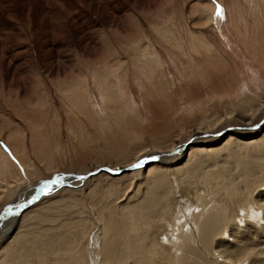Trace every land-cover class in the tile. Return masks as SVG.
I'll use <instances>...</instances> for the list:
<instances>
[{"label":"rangeland","instance_id":"rangeland-1","mask_svg":"<svg viewBox=\"0 0 264 264\" xmlns=\"http://www.w3.org/2000/svg\"><path fill=\"white\" fill-rule=\"evenodd\" d=\"M210 1L215 3L214 16L218 17L219 6L221 23H225V26L227 23V28L230 27L232 13L242 11L245 18L251 8H259L258 4L251 3L253 0H162L158 7L148 11L136 7L135 12L131 13L132 21L123 26H130L133 37L156 46L155 50L160 52L158 54L164 65L163 72L158 69L151 79L146 76L148 71L142 70L138 75L132 64V57H126L130 48L125 46L128 49L126 51L119 47L118 56L122 60L114 61V69L117 73L116 80L120 79L123 96L118 97L121 93L119 88L118 94L113 91V99L108 101L105 97L106 100L102 101L101 97L105 94H100L99 97L92 87L90 93L83 95L88 114L85 118L80 116L79 119L66 120L67 115H70V107L67 108L69 101L62 98L64 77L57 80L43 75V82L35 81L25 93H20L15 88L6 89V85L0 89V129H8V138L14 145H19V153L20 150L25 151L27 160L20 164L5 138L0 140V150L7 153V159L15 167L0 171V213L7 207L16 209L27 199L38 196L46 183L60 175L83 177L96 171V168L121 170L133 164L139 154L143 157L153 151H164L171 143L181 145L196 129H205L207 122L213 118L224 121V117H229L228 113L232 110H235L232 118L236 120L235 123L228 121V126L243 125L251 117H242L238 113L240 109L236 108L243 104H252L255 110L254 122L264 118V38L259 39L258 36L261 22L250 20L246 27V38L252 39L250 45L255 38L259 40L258 47L251 46V50L261 55L246 56V72V63L238 61L235 56L231 58L229 49L218 41L225 37L220 34L223 28L219 30L214 23L203 28L204 20L194 12V4H212ZM161 19L164 23H161ZM236 21L241 29L244 21L238 18V14ZM35 25L37 26L32 28V32L40 36L38 24ZM110 34L104 36L105 44L100 49H109L113 53L115 50L112 41L120 35L119 32L112 36ZM233 38L243 48L234 33ZM167 39L184 45L189 55L185 57L179 49L165 43L169 41ZM239 39L243 41L242 38ZM125 43L127 42L120 44L123 46ZM192 47L194 51L190 50ZM33 48L37 51L35 45ZM73 53L72 56L78 54ZM78 56L82 58L81 55ZM123 58H130L127 60L130 65ZM82 61L84 69L89 68L86 66L89 61L85 58ZM136 68L139 71L137 65ZM121 69L126 71L123 73ZM246 74H250L249 77ZM243 84L247 86V91L242 88ZM46 87L48 91H45ZM90 96L92 99L88 101ZM36 99L38 103L35 102ZM92 107L95 109H91ZM259 124L230 128L229 131L240 133L237 139L254 142L253 149L257 152L256 166L263 168L264 129L259 130L258 127L261 128L264 121L262 125ZM36 131L42 132L41 135L36 134ZM33 132L35 135L32 137L30 133ZM230 134L232 133L220 132L216 137H204L202 141L207 139L206 145H194L195 149L211 151H197L189 159L188 156L182 157L175 164L171 161L172 166L168 162L165 168L159 166L162 168L164 181L159 183L161 185L157 182L151 184L133 181L127 176L132 172H122L121 176L125 175L123 177L102 172L100 177H94L90 181V178L80 181L68 176L64 180H73L71 185L63 183L57 186L61 184L59 182L39 198L35 205L33 203L15 215L14 222L12 216L3 220L5 229L0 235V264H109L107 258H104L105 263L104 259L103 262L99 260L102 258L101 249L104 243L108 256H111L109 250H116L113 254L116 264H175L178 257L173 246L165 243L167 240L164 238H156L159 235L158 227L165 228L164 235H168V239H174L173 230L179 232L177 227L187 224L185 220H189L185 216L187 213H182L184 205L197 204L198 197L203 204H216L220 210H229L232 217H226L228 221L231 220V224L226 238L214 236L211 246L206 250L200 249L202 247L199 244L195 245L198 248H189L188 252L192 251L196 255L188 256L186 253L181 264H223L226 260L231 264L232 261L243 260L246 256V264H264V230L259 231L256 236L250 232L254 229L252 225V229L247 226L245 231L232 226L233 215L245 204L247 206L256 202L264 207V179H259L251 187L241 181L246 174L241 171V165L248 166L254 158H251L250 149L241 154L234 146L223 149L225 136ZM225 150L228 151V157L224 156ZM184 152L173 157L184 155ZM230 154H234L235 158ZM249 158L251 159L248 161ZM168 168L171 169L169 174ZM256 177L258 176L253 175L251 179ZM168 184L173 187V193ZM82 188L84 189L81 193ZM152 193L157 194L155 199ZM166 195L167 201L164 200ZM146 197H152L151 200L157 204L154 214H149L148 218L136 214L129 216L131 210L146 207ZM177 197H180L178 201ZM249 197L255 202L248 200ZM179 202L180 214L175 212L177 208H173ZM163 205H169V208ZM39 214H45L44 220L42 216L41 219L36 218ZM109 219L115 225L109 227L110 233L102 241L101 227L104 220ZM93 236L97 247L89 241ZM163 244L169 245V252L164 250ZM62 245L70 254H62ZM10 249L13 254L5 256Z\"/></svg>","mask_w":264,"mask_h":264},{"label":"bare ground","instance_id":"bare-ground-1","mask_svg":"<svg viewBox=\"0 0 264 264\" xmlns=\"http://www.w3.org/2000/svg\"><path fill=\"white\" fill-rule=\"evenodd\" d=\"M161 2L162 0H107V1L105 0H0V89L2 90L4 86L6 85L7 86L6 89L15 88L18 92L25 93L30 90L32 85H34L35 81H37V83L38 82L42 83L43 75L49 76L50 79H57V80L60 77H64V82L62 83V86L64 88V93L66 94L63 93L62 98L64 100L69 101V106H67V108L70 107V110H69L70 115H67L66 120L72 119V118L79 119L81 118L80 116L85 118V115H88V114H86L87 104H85L83 101V95L86 94L87 92L90 93L92 87L96 90L99 97H100V94H105L103 98L101 97L102 101L103 100L105 101L106 98L108 99V101L113 99V96H114L113 91H115L116 94L119 93L118 89L121 86L120 79L116 80L117 73H116V70L114 69L116 65L114 64V61L115 60L119 61L120 59L122 60V58L118 56V54H120L119 47L120 48L122 47L126 51L128 49L125 48V46L130 48L129 52L127 51L126 57H129V56L132 57L131 61H132V64L134 65V69L136 70L134 71L138 75H139V72L142 70L148 71L149 74L147 75L146 73V76L148 79H151L154 73L158 69H160V72H163L164 65L162 63L161 56L158 54L160 52L158 51V49L155 50L156 46L153 47L154 45L150 43L149 41L146 43H143V40L140 41L139 38H135L136 36L133 37L132 36L133 32L130 29V26H127V27L123 26V24L130 23L132 21L131 13L135 12L134 9L136 7L138 9H141L139 7H142L145 9V11H148L152 8L158 7ZM199 3L200 2L194 4L193 10L194 12L199 14V16L204 20L203 28L210 26L212 23L217 24L219 30L220 28H223L220 31V34H224L225 37L223 38V40H220L217 37V40L219 39L218 41L220 42V44H222L225 48L229 49L228 53L230 56H232L231 58L235 56L238 59V61L242 60L244 63H246L245 61V59L247 58L246 56L261 57L260 54L258 55L257 52L251 50V46L258 47L257 45H258L259 40L256 38L255 39L253 38L254 43L253 44L251 43L250 45V42L252 39L250 40L247 39L246 38L247 34L245 32H246V27L249 26L248 21L252 20L255 22H261L260 27L258 28V34H259L258 36H259V39H261V37L264 38V0H253V2L251 3L253 5L255 3L258 4L259 8L258 6L251 8L247 16H245V18H244L242 11L241 12L238 11V13H232L229 28H227V23H226V26H225V23H223L224 25L221 23L222 22L221 20L222 18H220L221 15L218 16L220 20L217 16H214V10H215L214 4L215 3L213 1H210V3L212 4L205 3L202 5H198ZM37 5H38V10H36ZM237 14H238V18H242L244 21L243 27L241 29L239 27V24L236 21ZM161 23H164L162 19H161ZM35 24H38V30H39L38 32L40 36L37 35L38 33L36 34L32 32V28L37 26ZM158 25L162 26V24H158ZM120 26H123V28H120ZM31 32L33 33L34 36H32ZM118 32H119L120 37L112 41V46L115 51L113 53L110 52L109 49L107 51H102V49H100V46L105 44L104 36L108 33H111L110 35L112 36ZM233 33L234 35H236L238 40L242 43L243 48L237 45L238 41L236 42V40H234ZM221 36L222 35H220V37ZM239 38H242L243 41H241ZM123 42H127V43L121 46L120 43H123ZM165 43H168L172 47L179 49V52L183 56L186 57L189 55L188 53L189 51L187 52L185 50L184 45H182L181 43L171 41V39ZM34 45L37 51H34V48H33ZM190 50L194 51L193 47ZM71 51H74L75 53H78V54L76 55L75 53ZM71 53L75 54V56H72ZM78 55H81L82 58H85L87 61H89V65H86V66H89V68L84 69L83 67L84 61H82V58H80ZM123 59H126V62H127V60L130 58H123ZM127 65H130V63L127 62ZM136 65L138 66L139 71H137ZM244 67L247 68V63L244 65ZM245 70L247 72L248 68ZM123 71L125 72L126 70L121 69V72ZM248 75L246 74V76ZM58 83L61 84L60 82ZM246 87L247 86L245 84L242 85L243 89H245ZM120 89H121V93L118 97L123 96L122 88ZM247 89L248 88H246L245 91H247ZM45 91H48L47 87ZM91 99L92 98L90 96L88 101H90ZM35 102L38 103L37 99L35 100ZM95 107H92L91 109H95ZM236 109H240L238 113L242 117L251 116L247 123L245 124L242 123L243 125L233 124V125L228 126L230 124L228 121L235 123L234 120L236 119L232 118V115L234 114L235 110H232L231 112H229L228 113L229 117L227 118L224 117L225 119L224 121H221V118L218 120L217 118L216 119L213 118L211 121L207 122L205 129H196L194 133L191 135V137H189L181 145L178 143H175V144L171 143L167 147V149L164 151H160V152L153 151L147 154V156H143V157H140L141 154H139L136 157L137 159L135 158L136 162H138L139 159L141 160V158L142 159L143 158L153 159L155 157L157 159L153 162L154 164L153 163L147 164V165L144 164L142 165L141 168L126 172V173L132 172L130 174H127V176H129V179L133 181H143V182L145 181L146 183H151V184L156 183V182L158 184L162 183L164 182L162 175H161L162 168H159V166H163L165 168L167 167L166 166L167 162L171 163L172 161V163L175 164L179 160H181L182 157L186 158L188 156V159H189L190 157L194 156L195 153H197V151H211L209 149L208 150L195 149L194 145H200V144L206 145L207 139L202 141V138L203 139L204 137L210 138L211 136L216 137V136H219L221 131H224L225 133H232V134L225 136V139H224L225 141L223 140L224 144H222L223 149L229 148V147L232 148V146H234L235 147L234 149L238 151L240 154L248 149L252 150L250 155H251V158H254V159L250 161V164L248 166H246L245 164L246 167L245 166L243 167L241 165V171L243 172V174L246 173L243 176L241 181L244 184H246L248 187H251L254 184H257L259 182V179H264V167L262 168L260 166H256L255 157H257V152L255 149H253L254 142H244V139L242 138L237 139L236 137H238L237 135H240V133L237 134L238 132L229 131V129L230 128L238 129L237 127L255 126L258 123H260L259 124L260 126L262 125L263 122L261 123V120L259 122H254L255 117H253V115L255 114L254 113L255 110L253 109L252 104H243ZM217 122H220V123H217ZM40 125L42 124L40 123ZM215 127H217V129ZM7 128L8 126L5 129ZM258 129L259 130L264 129V125L261 126V128L258 127ZM6 131H8V129L7 130L3 129V131H1L0 129V140L5 138L4 140L10 146L11 152H13V154L15 153L14 156L15 155L17 156L15 157L19 159L20 164L21 163L24 164L27 161L25 158V151L20 150V153L17 151L19 145L17 144L14 145L11 142V139L8 138ZM36 132H37L36 134H40V135L42 133V132L39 133L40 131H36ZM30 134L32 137L35 135L34 132ZM242 137H243V134H242ZM209 138H208V141H210ZM199 139H201V141H199ZM184 144L186 145L185 147L182 148ZM184 151H187V153H185ZM180 152L182 153L184 152V155H181L179 157H173L174 155H177ZM225 152L226 153L224 156L228 157L227 155L228 151L225 150ZM6 154H4L0 150V171H5V168L6 169L15 168L14 165L7 159L8 157ZM230 155L233 158H235L234 154H230ZM161 158H164V159H161ZM251 158H249L248 161ZM135 161L132 162L133 164L126 166V168L134 165L136 163ZM172 163L169 165L172 166ZM100 169H103V168H100ZM94 170H99V169L96 168ZM121 170L119 169L116 171H113V170H110V171L117 172ZM170 171L171 169H169L167 173L169 174ZM102 172L100 171L98 173L91 172L90 173L92 174L91 176H88L85 179L83 176L81 177V179L79 178V180L82 181V180H86L90 178L88 180L90 181L94 177L95 178L100 177V175L103 174ZM118 175H120L119 177L125 176V175L121 176V173ZM253 175H257L258 177H256L255 179H251ZM68 176L70 178L72 177L75 180L78 179L73 174L72 175H69V174L60 175L50 180L48 183H46L43 189H41V191L39 192L38 196L27 199V201L21 204V206L17 204L18 206L16 205L17 206L16 212L14 211L15 210L14 207L13 208L7 207L2 213H0V217H2V219H0V221H2V225L0 226V235L4 233V229H5L3 225L4 224L3 220L12 216L11 219H12V222H14L15 215H17L18 213L20 214V212H23V209L26 210V207H29L33 203L35 205V203L38 200H40L39 198L46 195L49 192V190L52 189L55 185H57L59 182H61V184H58L57 186L63 185V183L67 185H71L73 183L72 182L73 180H69V179L64 180ZM163 185L165 186L166 184H163ZM168 186L171 187V193H173V190H174L173 187L170 184H168ZM259 187H263V186H259ZM83 189L84 188L80 190L81 193ZM43 190L47 192H44ZM76 192L79 193V191H76ZM171 193H168V194L171 195ZM156 195L157 194L152 193V196L154 199ZM167 197L168 195L164 196L165 201H167ZM146 198L147 200H146L145 208L141 207V208L133 209L131 210V212H129L128 215L129 216H132L135 214L143 215L144 218H148L149 214H154V212L157 209V204H154V201L151 200L152 197L151 198L146 197ZM173 198L174 197L171 198V203H173ZM179 199L180 197H177L176 200L178 201ZM181 200L184 203L183 198ZM248 200L255 202L250 197L248 198ZM196 201H198V203L196 202L197 204H194L192 206L190 203H187L186 206L184 205L182 213L185 211V213H187V215L185 216H188L189 220H185L188 222V223L186 222L187 224L177 227L179 232H177L176 230L175 231L173 230L174 239H171V238L168 239L169 238L168 235H164V232H166L165 228L161 226L158 227L159 235L156 238H158L159 240L162 238L167 240L165 241V243L172 245L174 250L177 253L176 256L178 257V260L175 264H178V263L181 264V260L183 259L186 253H188V256L196 255V253L192 251L188 252V249L191 247L195 248L196 244H199L202 247L200 249L204 248L206 250V249H209V247L211 246L212 238L214 236H217V237L224 236L226 238L228 235L227 231L231 224V220L228 221L226 215L231 216L229 210H224V211L220 210L216 204H212L213 206L210 204H203L199 197L197 198ZM180 205L181 203L179 202V204H175V206H173L175 210L177 208V211L175 212L178 214L181 213L180 212L181 210H179L180 208L178 207ZM163 206L165 208H169V205H163ZM254 213H259V215L256 216L255 219H249V216L253 215ZM40 216H42L43 217L42 220H44L45 214H42V215L39 214V217H36V218L41 219ZM128 219L131 220V218H128ZM165 221L166 220H164V222ZM114 225H115V222L112 221V219L104 220L102 227H101V233L103 234L102 241H104L107 235L110 233L109 227L114 226ZM251 225L253 226L254 229H252ZM232 226L237 227L238 230L240 231H243V229L244 231L247 230V226H248L249 229H252L251 231L250 230L249 231L251 233L256 234V236H258L259 231L264 230V207L260 206L256 202L249 203L247 204V206L245 204L243 208L237 210L236 214L233 215ZM198 229H200V232ZM94 238L95 237L93 236V238L89 241L93 244L94 247L95 246L97 247L96 245L97 241H94L95 240ZM88 239H89V235L87 237V241ZM177 241H179V243H177ZM63 245H62V248L59 247V250L60 248L61 250L64 249L62 251V254H70V252ZM104 245L105 243L103 244V247L101 249L102 258L99 259L98 257V259L101 260V262H103L102 259L107 258V261L109 264H116L115 256L113 255L116 252V250L114 249L109 250V254H111V256H108L106 247H104ZM163 246H164L163 247L164 250L166 249V251L169 252V247H168L169 245L165 246V244H163ZM173 248H172V251H173ZM12 254H13V250L10 249L5 256L12 255ZM93 255H94L93 257H95V254ZM96 260H97V257L95 261ZM232 262L233 263L231 264H246L248 262V257L246 256V258L245 259L243 258V260L240 259L238 261H232ZM103 263H105V259ZM228 263L229 262L226 260L223 264H228Z\"/></svg>","mask_w":264,"mask_h":264},{"label":"water","instance_id":"water-1","mask_svg":"<svg viewBox=\"0 0 264 264\" xmlns=\"http://www.w3.org/2000/svg\"><path fill=\"white\" fill-rule=\"evenodd\" d=\"M264 121V118L261 120V123ZM228 131V130H227ZM221 132H224V131H221ZM185 145L186 144H184L183 146H182V148L183 147H185ZM157 159V158H156ZM156 159H149V158H143V159H141V160H139L138 162H136L135 164H141V166L140 167H138V168H141L142 167V165H147V164H151V163H153ZM142 162V163H141ZM133 166V165H132ZM132 166H129L128 168H126V169H124V170H121V171H117V172H111L110 170H106V169H99V170H96L95 172H93V173H98L99 171L100 172H106L108 175H113V176H116V175H118V174H120V173H122V172H128V171H131V170H134V169H138V168H133ZM92 174H87L86 176H84V179L85 178H87L88 176H91ZM78 179L80 178L81 179V176H76ZM76 178V179H77ZM47 188V187H46ZM44 192H46L45 190H43ZM17 210H15V212H16Z\"/></svg>","mask_w":264,"mask_h":264},{"label":"snow or ice","instance_id":"snow-or-ice-1","mask_svg":"<svg viewBox=\"0 0 264 264\" xmlns=\"http://www.w3.org/2000/svg\"><path fill=\"white\" fill-rule=\"evenodd\" d=\"M217 15H218V16L221 15V10L219 9V7H218V9H217ZM153 159H156V158L154 157ZM141 163H142V162H141ZM140 166H141V164H134L132 167H133V168H138V167H140ZM0 219H2V217H0Z\"/></svg>","mask_w":264,"mask_h":264},{"label":"clouds","instance_id":"clouds-1","mask_svg":"<svg viewBox=\"0 0 264 264\" xmlns=\"http://www.w3.org/2000/svg\"><path fill=\"white\" fill-rule=\"evenodd\" d=\"M258 215H259V213H254L253 215L249 216V219H255V217ZM177 243H179V241H177Z\"/></svg>","mask_w":264,"mask_h":264}]
</instances>
